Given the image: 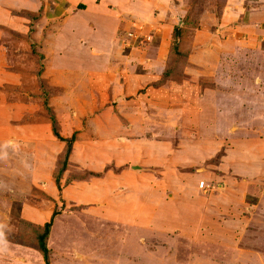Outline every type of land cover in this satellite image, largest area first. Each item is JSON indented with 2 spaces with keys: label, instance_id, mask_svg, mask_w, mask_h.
Listing matches in <instances>:
<instances>
[{
  "label": "rangeland",
  "instance_id": "rangeland-1",
  "mask_svg": "<svg viewBox=\"0 0 264 264\" xmlns=\"http://www.w3.org/2000/svg\"><path fill=\"white\" fill-rule=\"evenodd\" d=\"M13 6H2L0 15V72L6 75H0V243L12 240L11 222L19 225L22 218L19 194L47 218L54 212L52 222L56 217L72 224L69 246L74 240L82 247L64 252L53 249L51 239L49 264H264V0H25ZM91 8L111 15L113 34L105 36L102 19H83L81 27L80 15ZM70 36L83 58L66 47L57 50L55 41L66 43ZM66 58L74 62L61 67L59 60ZM64 77L71 80L61 85ZM44 83L57 91L50 94ZM204 90L211 111L201 112ZM50 112L63 139L51 131ZM188 112L198 118L192 115L194 123L185 128L176 120ZM204 116L210 118L201 122ZM208 123L215 124L220 140L209 148L214 155L181 168L183 185L195 181L196 188L188 187L199 195L193 206L169 191L166 176L176 168L169 166V153L188 140L196 143ZM74 133L57 186L65 139ZM96 151L106 163L95 173L85 167V153L94 160ZM137 154L143 156L132 167L130 157ZM124 167L139 172L142 194L136 197L138 185L124 188L123 180H110L114 189L118 185L116 209L122 214L144 200L150 182L164 189L157 215L151 220L141 212L131 222L149 226L136 252L127 232L126 245L109 246L114 239L107 231L114 223L103 213L105 203L103 211L87 210L74 199L70 209L61 186L105 171L122 174L127 183L133 178ZM12 189L16 194L8 195ZM169 199L187 226L169 222ZM0 264L7 260L0 257Z\"/></svg>",
  "mask_w": 264,
  "mask_h": 264
},
{
  "label": "crops",
  "instance_id": "crops-1",
  "mask_svg": "<svg viewBox=\"0 0 264 264\" xmlns=\"http://www.w3.org/2000/svg\"><path fill=\"white\" fill-rule=\"evenodd\" d=\"M25 0H0V15L3 14L2 12V6H12L15 4H20L22 2H24ZM29 1V0H28ZM18 2V3H16ZM15 3V4H14ZM34 4V2L32 3ZM133 6L132 2L128 3V4H124L123 8H126L127 6ZM22 4L19 6L21 7ZM92 9V8H91ZM117 11H120L117 9ZM110 15V14H109ZM114 16V15H113ZM108 16H105L102 12L99 13L97 12V10H88L85 14H81L80 18V24L82 23V20L85 19L86 20V24L88 23V21L92 20L93 22H99V20L102 19V28H103V32H105V36L106 34H108V32L111 34H113V30H115V21L112 20L111 15L107 18ZM114 22V23H113ZM84 24V23H83ZM83 25L81 24V27ZM98 28V27H97ZM101 29V28H100ZM71 32V31H69ZM98 35H100V31H98ZM68 41L66 43H64L63 41H55V43H58L57 50L58 49H64V47L70 49L71 52H73L74 54H76L75 58H83L82 57V53H78V52H74V47L75 42H76V37H71L67 39ZM54 43V44H55ZM102 51H105L104 49V45ZM104 53V52H103ZM60 61V65L61 67L65 66V65H72V61L74 62V58H72V61H70L69 59L66 58V61L64 63L63 59L59 60ZM74 66V65H73ZM5 71V70H4ZM6 72V71H5ZM45 72V70H44ZM8 73V72H7ZM74 77L72 80L70 78H66L62 79L63 83H60L61 85H64L65 82H67L68 80H71L72 82H77V73H73ZM0 75L6 76L4 73ZM1 76V77H3ZM84 82H87L84 81ZM59 84V83H57ZM118 92L121 94H124V89H119ZM209 93L207 90L204 92H202V94H204L203 99H201V101L199 100V103L201 104V112H205L206 109L205 108H210V104L209 101L211 100L209 97ZM202 94H200V98L202 96ZM13 97H17L14 96ZM12 97V98H13ZM9 99V97L7 98V100ZM199 98H197L198 101ZM13 100H15L13 98ZM181 101V108H186V104H189L188 98L185 99H180ZM213 100V99H212ZM212 102V101H211ZM204 108H203V107ZM211 111V108H210ZM210 113V112H209ZM4 114V113H3ZM192 115L190 114L189 116V112L188 113H180L176 122H183V125L185 128L187 127V124L190 123H194V120L192 119ZM204 115V114H203ZM196 118H198L197 115H193ZM1 118V117H0ZM210 116H204L203 118H201V122H203L205 119H209ZM212 119V117H211ZM175 122L174 119H170V123ZM213 122V120H212ZM201 124H206L201 123ZM184 133H188L189 130H183ZM14 137V136H13ZM11 138V137H10ZM189 139V138H188ZM196 139V143L191 144V141L188 140V142H184L181 144V150L177 151V153L173 152V147H172V151L171 153H169V160L171 161L169 166H176L175 170L173 172H169V176H166L167 179L166 181L169 180V185H170V192L173 194H179L180 198L182 200H185L188 204L191 203L193 206H197V199L199 198V195H197V191L194 190H189L188 187L190 186L191 188L195 187L194 182L195 181H191L189 183H187L188 185H183L185 183H183L182 180H184L182 178V172L183 170H181V168H194L196 167L195 165L197 163H199L201 160H207L210 159V157H212L214 154L213 152L209 151V148H213L215 144L219 143V137L217 134V128L215 126V124L212 123H208V126L205 125L204 130L198 132L197 136H195ZM208 145V147H207ZM149 149V148H148ZM85 153V152H84ZM97 153V151L95 152ZM101 153V152H100ZM100 153L95 154L96 157H94L93 160V154H88L85 153V167L90 170V172H98L102 165H104L105 159L102 157V155ZM90 156V157H89ZM137 155H131L130 157V161L132 164H130V166L135 167V164H138L136 161L137 159L140 158V156L142 157L143 155H140L139 157L135 158ZM128 158V156H126V159ZM133 158V159H132ZM107 160L108 157L106 158ZM141 159V158H140ZM86 161L87 164H86ZM128 162V161H127ZM113 163V162H112ZM140 165V164H139ZM111 166V165H110ZM113 168V167H112ZM136 169V168H135ZM170 169V168H169ZM115 170V169H114ZM129 170L128 168L124 167V173ZM137 170H140L137 169ZM184 172V171H183ZM127 173L129 174V178H133L132 181L130 182H125L126 178L125 176H123L121 174V172L118 176H115L117 174V172L115 171L114 173L112 171H105L100 175H96L95 177L90 176L88 177L85 181L83 180H73V185H70L71 183H66L65 186H63V184H61L62 186V193H66V202L69 203V207L71 209L73 205V203L75 202V204H79L80 205H84L87 206V210L88 207L91 206V209L94 207H96V210H100L103 211L104 210V203L107 207V210L104 211L103 213L106 214V216H108L110 218V221H112L114 223V227L111 229H108L107 231V236L102 235V236H106L108 239L111 237L114 239V241L111 243L113 245H109L110 247L112 246V248H121L123 246V244L126 245V241L124 239V232H127L128 234H132L133 237H131L134 240V243H130L131 247L133 248V251L136 252V247L135 244L137 242V248H139V244L140 240H141V235L143 233L144 230L148 229L149 226H145L143 229V224L141 223V221H139L138 226H134L132 225V221L133 219H135L136 217L141 215V212L144 216L146 217V215L148 216V218H151V220L153 219V217L155 215H157V210L156 208L159 206V202L161 201L160 196H163L164 194V189L159 186L161 185H157V183L155 182H150L149 187L144 188L145 190H151L150 193L147 194V196L144 198V200H148V203L146 204L144 202V200H142L141 198L138 199V202L133 205V207L131 209H134L133 211L129 210L127 213L122 214L118 209H116V207L118 206L119 202L117 201V197L116 194H119L120 192H118V185L116 187V189L113 188V182H111L110 180L114 179H118V180H123L124 181V185L122 187L124 188H128L130 186V184L136 186L138 185V191L135 192L136 197L138 198V195L141 196V186H142V179H141V175L139 176V172H135V170L132 171H127ZM184 175L186 173H183ZM197 183V181H196ZM69 186H68V185ZM109 184V185H108ZM119 184V183H118ZM165 186V184H163ZM182 185V186H181ZM6 188L10 189V185H8L7 183L5 184ZM157 186V187H156ZM73 187L72 189H75L76 192V197H74V193H70L71 196H67L68 192L67 190H69V188ZM79 187L81 189H79ZM109 187V189H105ZM83 188H85L82 193H79V190H82ZM111 188H113L111 190ZM196 188V187H195ZM70 189V191L72 190ZM79 189V190H78ZM1 191V190H0ZM170 193V194H171ZM10 194H16V192L14 193V189H12ZM17 198L15 196V198L20 201V208H19V213L22 216V218H26L29 219L32 222H35L37 224H42L45 221H47L49 219V217L47 218V214L44 212H41V210L37 209L33 206H31L29 204V200L28 199H23L22 197L18 196L19 194H16ZM191 196V197H190ZM15 198H11L12 201H15ZM75 199V201L73 202V200ZM144 204V205H143ZM186 206V205H185ZM155 208L152 210V208ZM177 206L173 207V204L171 202V200L169 199V214L171 213V216L169 215V222H172L173 220H175V225L176 226H180V227H185L187 226L188 220H184V222L180 219L181 215H177L174 214L175 212H179L181 211V209L179 211L176 210ZM139 208L138 211H136V209ZM147 208V212L145 213V209ZM175 209V211H174ZM73 211V210H72ZM195 217H199L198 215V209L195 208ZM8 212H10V209L8 210ZM6 211V213H8ZM182 213V212H181ZM62 214V212H61ZM83 214V213H81ZM88 213V211L86 213H84V215L86 216V218L91 217V214ZM179 214V213H178ZM85 218V217H84ZM190 220H193V218H190ZM125 222V223H124ZM70 224V223H69ZM67 222H65L63 219L61 218H54L52 224H51V231L48 235L47 238V246L50 250V248L52 246H50L51 239L52 242L54 243V247H52L53 249H60L63 250L64 252H68V251H74V249L78 252V248L81 250L82 247H76L74 244V240L71 241V246H69V241L67 239L68 237V228H72V224L69 225ZM146 224V223H145ZM117 225H119L118 227H116ZM149 225V224H147ZM91 228H93V226H90ZM138 227V228H137ZM63 228H65V234L61 233L60 230H62ZM114 228H116L118 230V232H114ZM125 229V231H124ZM155 229V228H152ZM190 229V228H189ZM10 234H15L17 231V224L13 221L11 222L10 225ZM111 230V231H110ZM89 232V231H87ZM181 232L183 233V235H188V231L187 233L185 232V229L182 228ZM119 233L122 234V237L120 236V238L122 239V241H120V243H118V240L116 238L119 237ZM189 236V235H188ZM67 239V240H66ZM66 242L67 248H63V245H61V243ZM77 242V241H76ZM124 242V243H123ZM56 243V244H55ZM89 243H94L93 240H87V244ZM59 244V245H58ZM60 246V248H56ZM0 257L2 259H6L7 260V264H43V260L41 261V255L39 254L38 251H36L34 248L32 247H28V246H23V245H19L18 243H16L15 241L12 240H8L5 241L4 243H0ZM69 254H73V253H69Z\"/></svg>",
  "mask_w": 264,
  "mask_h": 264
},
{
  "label": "trees",
  "instance_id": "trees-1",
  "mask_svg": "<svg viewBox=\"0 0 264 264\" xmlns=\"http://www.w3.org/2000/svg\"><path fill=\"white\" fill-rule=\"evenodd\" d=\"M39 79H42V77H40ZM44 85H45V89L49 90L50 94L56 92L58 89L57 87L51 86L48 83H44ZM46 103L47 102L45 101V104ZM47 119L49 123L51 124V131L53 135L56 137H60L59 132H58V123L56 122V119L53 113L50 112V114L47 116ZM75 137L76 136L74 133L70 138L65 139L67 142V146L65 148L63 161L60 164V167L57 170L56 175L59 174L61 170L65 168V165H66L65 163L67 161V158L70 152L71 142L75 139ZM56 175L54 176L55 181L58 184L57 186H59V183H58L59 177L58 175L57 176ZM54 215L55 213L53 212L50 219L42 224H37L25 218H19L18 220L19 225H17V231L15 234H9V238L15 241L16 243H19L21 245H29L30 247L38 250L41 256L43 257L45 264H49L50 263L49 262V248L47 246V238L50 232L51 223H52V219ZM23 236H28L30 238H28L29 240H27L26 242L25 240L22 239Z\"/></svg>",
  "mask_w": 264,
  "mask_h": 264
}]
</instances>
